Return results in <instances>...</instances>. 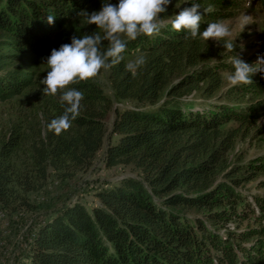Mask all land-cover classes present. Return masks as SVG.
Masks as SVG:
<instances>
[{"label":"trees","instance_id":"obj_1","mask_svg":"<svg viewBox=\"0 0 264 264\" xmlns=\"http://www.w3.org/2000/svg\"><path fill=\"white\" fill-rule=\"evenodd\" d=\"M177 1L161 14L158 34L129 41L122 61L108 69L122 107L113 109L93 78L70 85L84 96L71 127L56 135L47 124L63 113L61 93L42 95L40 80L47 73L25 75L21 66L8 68L7 62L28 54L26 65L38 62L46 68L53 48L94 31L95 25L77 13L99 11L101 0H0V49L10 51H0V105L18 110L0 123V209L8 214L31 210L30 194L45 187L50 172L60 181L71 179L90 168L102 149L106 168L131 165L151 186L121 180L95 192L99 204L91 211L80 204L56 210L34 232L28 264H264V194L254 195L256 214L241 191L264 173V159L226 171L238 130H222L232 121H254L262 105L242 101L244 85L230 90L229 104L201 111L183 109L178 97L159 105L163 86L181 70L186 77L173 89L180 97L193 91L211 96L220 84L221 65L201 64L212 46L199 35L171 28ZM201 1L200 32L226 19L225 9L234 4ZM49 15L55 17L52 25L46 22ZM140 56L144 63L130 67ZM24 95L25 103L11 104ZM27 104L29 113L23 114ZM109 111L114 117L108 131ZM248 217L254 226L238 232Z\"/></svg>","mask_w":264,"mask_h":264},{"label":"rangeland","instance_id":"obj_2","mask_svg":"<svg viewBox=\"0 0 264 264\" xmlns=\"http://www.w3.org/2000/svg\"><path fill=\"white\" fill-rule=\"evenodd\" d=\"M196 2L200 3L201 9L204 8L201 0H196ZM190 3L191 0L177 1L172 13L174 15L178 14L183 8L190 7ZM225 13L229 18L222 21L231 31V35L225 39L229 42L234 40V53L223 48L222 44L202 39L206 46H212V50L206 54L201 64H206L210 67L221 65L217 68L220 78L218 88L211 96L204 95L202 91H193L189 95H182L180 97L179 93H175L173 89L186 77L184 76L186 72H182L181 70L180 73L171 76L163 86L159 105L177 97L183 109L195 111H201L203 108L209 109L212 104L222 106L223 104L230 103V98L233 97L230 95L232 94L230 90L233 87L227 84V76L233 71V66L229 59L230 56L236 54L245 62L252 64L256 62L258 55L264 53V2H261V0H245L244 10L234 5L227 7ZM244 15L248 16L246 21L242 19ZM67 26L68 24L64 28ZM0 51L2 55L10 54V51L6 49H0ZM130 55L129 59L130 63H132L134 55ZM29 60L28 54L16 55L14 59L8 60V68L21 66L22 70L25 71V75L33 73L36 77L47 73V68L41 67L38 62L26 65L25 63ZM198 68L199 66H197ZM192 71L189 69L187 73H192ZM93 83L110 99L113 109L122 107V103H118L114 97L112 85L108 78V70L102 69L93 78ZM244 86H246L245 91L241 90L245 93L242 101L245 103L251 102L253 105L262 103L264 100V78H262L259 72L252 76V83ZM25 101L26 95L14 99L11 104L15 102L25 103ZM29 105L27 104L22 107L21 111L23 114L29 113L26 112V107ZM125 106L131 108L133 103L128 102ZM11 107L0 105V123L5 122L9 115L18 113L17 109L13 110ZM113 117V111H109L106 115L105 127L108 131L110 130ZM252 117L255 118L252 122L238 123L237 121H232L222 128L223 131L230 129L238 130V140L233 150L227 156V165L224 168L226 171L235 170L236 163H239L237 165L242 166V168H247L249 165L250 167L256 166L259 160L264 159V109L255 111ZM113 141H115L114 138L112 139ZM103 155L104 149L97 153L90 168L77 172L73 178L65 181H60L50 172L45 187L36 193L30 194V203L33 205L31 210L17 214H8L0 209V264H28L26 255L34 232L60 208H68L75 204H80L88 211H91L92 208L99 204V201L94 196L95 192L109 189L119 181L125 179L140 182L147 189H151V186L144 181L141 172L131 165H118L117 167L106 168L103 163ZM241 191L246 194L248 202L253 205L254 195L261 196V194H264V173L252 181L244 183ZM162 198L155 197L154 199L155 201H159ZM188 216L193 215L188 214ZM246 219L248 220L241 222L242 224L238 232L247 233V229L254 226L252 225L255 223L254 220H250L249 217ZM261 223L264 225V220ZM228 226L232 227L233 225L229 224ZM222 232L223 230L220 231V233ZM252 243L249 245H252Z\"/></svg>","mask_w":264,"mask_h":264},{"label":"clouds","instance_id":"obj_3","mask_svg":"<svg viewBox=\"0 0 264 264\" xmlns=\"http://www.w3.org/2000/svg\"><path fill=\"white\" fill-rule=\"evenodd\" d=\"M99 11L89 13L86 9L80 10L77 15L82 16L87 25H95L90 34L74 35L70 43L59 48H53L46 58L47 75L40 80L43 87L42 95L55 96L59 91V99L63 105V113L52 119L47 128L59 135L71 127L76 119L83 99V92L70 85L87 81L97 76L98 72L108 70L119 64L127 43L135 41L139 36L151 37L160 32L162 27L161 14L167 11L172 0H101ZM190 7H185L171 19V28L176 32L183 30L186 36L222 44L223 48L234 53V40L229 42L225 38L231 35L230 29L223 21L209 23L200 32V22L204 14L201 5L191 0ZM176 7V6H175ZM207 11V10H204ZM243 20L248 16L244 15ZM55 17L47 16L46 22L52 25ZM99 30V31H97ZM104 41L107 45H104ZM233 66L227 76V84L231 87L252 83V76L259 72L264 78V53L258 55L255 63L249 64L238 55L230 56ZM144 63V57L136 59L134 65Z\"/></svg>","mask_w":264,"mask_h":264}]
</instances>
